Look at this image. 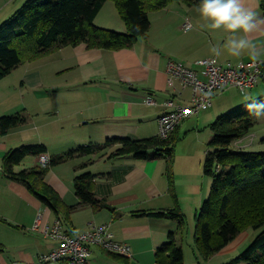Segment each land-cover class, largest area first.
<instances>
[{
	"label": "crops",
	"instance_id": "obj_1",
	"mask_svg": "<svg viewBox=\"0 0 264 264\" xmlns=\"http://www.w3.org/2000/svg\"><path fill=\"white\" fill-rule=\"evenodd\" d=\"M26 1L0 0V25ZM110 4L115 7L113 2L106 1L95 25L126 32L116 7L112 9ZM243 4L256 11L262 21L248 38L257 46L259 61H264V0H243ZM106 8L112 13L106 15ZM149 19L147 36L129 48L111 51L89 49L85 44L66 46L20 65L0 81V117L28 113L25 125L6 135L0 134V264H40V255L56 247L40 231L32 230L39 215L41 228L59 220L69 234L86 233L92 225L107 224L116 241L131 246L132 257L127 259L116 258L93 246L90 264H158L156 251L168 242L170 233L176 235L177 243L184 250V263L188 264L186 252L191 245L188 239L185 246V231L179 229L177 221L149 213L179 209L186 222L190 216L196 219L212 185V180L204 174L209 148L196 159H200L203 168V182L198 180L197 161L187 157L178 163L175 153L169 164V159L139 160L133 156L108 159L112 150H107L103 153L106 156L91 155L51 167L45 182L66 207H77L68 214L65 209L56 214L26 186L8 179L3 171L6 153L20 146L44 145L51 157L81 146L103 145L108 139L138 141L157 137L158 119L166 110L167 101L191 105V89H182L179 80L170 79L168 64L182 62L201 71L198 63L215 57L210 47L222 42L226 34L201 28L205 21L199 16L197 5L173 3L150 12ZM187 22L191 24L189 29L184 27ZM217 60L220 65L253 61L247 53L240 58L225 53ZM237 92L242 94L236 88L218 93L209 110L182 123L175 133L178 141L190 131L200 133L208 128L212 132L211 125L219 116L249 102L244 99L243 104L236 97ZM242 95L250 100L264 95V78L257 87ZM228 107L227 112L219 115L221 109ZM209 137L211 140L212 133ZM199 138L196 137L193 147L195 154ZM235 145L244 151L253 148L264 152V118H259L253 131ZM83 164L87 166L78 169ZM191 165L196 170L191 171ZM36 166H40L38 157H28L14 171ZM85 172L96 176L94 193L105 205L97 211L79 206L80 200L75 194L74 179ZM192 235L195 261L189 264H226L231 257L227 259V256L238 248L233 244L240 234L220 251L225 254L223 260L215 255L208 261L200 259Z\"/></svg>",
	"mask_w": 264,
	"mask_h": 264
},
{
	"label": "trees",
	"instance_id": "obj_2",
	"mask_svg": "<svg viewBox=\"0 0 264 264\" xmlns=\"http://www.w3.org/2000/svg\"><path fill=\"white\" fill-rule=\"evenodd\" d=\"M106 1L27 0L0 25V81L20 65L66 46L85 44L89 49L111 51L129 48L147 36L150 12L173 3L189 7L198 4V0H109L114 3L126 26V32H118L94 23ZM255 100H264V95ZM245 105L219 116L211 125L209 149L212 150L207 153L204 174L212 180V185L196 216L194 232L196 252L203 261L214 257L242 231L264 225V152H248L235 145L258 123ZM27 120L24 112L0 117V134L6 135L10 130L25 125ZM176 131L166 140L159 135L138 141L108 139L103 145L90 144L53 155L46 167L36 166L15 172L14 168L26 158L47 154L44 145L20 146L6 153L3 171L8 179L26 186L56 214L63 209L68 214L77 207H66L56 191L45 182L49 168L77 158L102 155L107 150H112L107 155L108 159L133 156L139 160L169 159L171 164L178 142ZM86 166L83 164L78 169ZM95 178L91 172L79 174L74 179V188L80 200L79 206L92 207L97 211L105 205L94 193ZM149 214L175 220L179 229L186 231V218L179 209ZM155 257L158 264H185L184 250L174 233H170L168 242L157 249ZM226 264H264V230L239 256Z\"/></svg>",
	"mask_w": 264,
	"mask_h": 264
},
{
	"label": "built area",
	"instance_id": "obj_3",
	"mask_svg": "<svg viewBox=\"0 0 264 264\" xmlns=\"http://www.w3.org/2000/svg\"><path fill=\"white\" fill-rule=\"evenodd\" d=\"M184 27L189 29L190 22ZM198 64L201 71L192 69L182 62L171 61L168 64L167 72L170 79L179 80L182 89H191L192 98L190 106L175 105L172 101L165 103L166 110L158 119L159 137L162 139H168L190 117L209 110L218 93L236 88L245 94L257 87L264 78V62L260 61L220 65L217 57H210ZM148 102L153 104L151 99ZM49 162L48 154L38 157L41 167H46ZM41 218V215L37 217L32 230L40 231L45 238L53 241L56 247L49 253L40 255V264H90L89 257L93 246L110 254L132 257L131 246L116 241L107 224L92 225L86 233L69 234L59 220L41 228Z\"/></svg>",
	"mask_w": 264,
	"mask_h": 264
},
{
	"label": "clouds",
	"instance_id": "obj_4",
	"mask_svg": "<svg viewBox=\"0 0 264 264\" xmlns=\"http://www.w3.org/2000/svg\"><path fill=\"white\" fill-rule=\"evenodd\" d=\"M197 11L205 21L201 28L226 34L222 42L211 45L213 56L220 57L226 53L230 57L240 58L247 53L254 62L259 61L257 46L248 36L262 21L256 11L244 6L243 0H198ZM244 99L249 101L245 107L250 115L257 119L264 118V100H250L247 95Z\"/></svg>",
	"mask_w": 264,
	"mask_h": 264
},
{
	"label": "rangeland",
	"instance_id": "obj_5",
	"mask_svg": "<svg viewBox=\"0 0 264 264\" xmlns=\"http://www.w3.org/2000/svg\"><path fill=\"white\" fill-rule=\"evenodd\" d=\"M110 5H112V6H110L111 8L114 7L113 4H110ZM114 9H115V7H114ZM104 13H106V15H109L110 13H112V11L109 10L108 8H106V10L104 11ZM109 30H112V29H109ZM236 97H238V99L241 100V101H243V104H245V102H244V95H242L239 92H237ZM242 106H244V105H239V107H237L235 109H229L230 107H228L227 109L223 108V109H221L222 111L219 112V115L222 114L223 112H225L228 109L231 110V111H233V110H236L238 108H241ZM22 111H23V109H22ZM24 114L27 116L28 115L27 111H25ZM184 130H186V128L183 129V131H182L183 133L185 132ZM211 133L212 132L208 128H205V129L203 128L202 129V132H200V133H196L195 131H190L189 133H186V136H184V137L181 136L180 137L181 139L178 141L177 146H176V151H175V157H176L177 162L180 161L181 159H184V158L187 159V157H190V158H193L194 161H195V163H196V161H197L196 159H197L198 155H202L201 153L204 152L207 148H209V145L207 147V143L210 140V137L208 138V136H210ZM158 134H159V132H158ZM199 135H200V138H199ZM196 137L199 138L198 153L197 154H195V152L193 151L194 144L197 143ZM200 150H202V151H200ZM208 150H212V149H208ZM245 151H248V152H251V151H254V152H263V151H259V149H255L254 150L253 148L246 149ZM203 158H202V160H203ZM199 160L197 161V172L200 174L199 177H198V180L200 179L203 182V168L200 167L201 166V163L199 164ZM178 163H176L175 169L178 168ZM190 168H191V171H193L194 168H195V165L194 166L191 165ZM195 170H196V168H195ZM206 181H209V180H206ZM187 221L188 222H187V226H186L185 238L184 239H185V242H186V245H185L186 247H187L188 239L190 241L189 244L191 245L190 249L187 248V252H186L187 262L189 264L190 261L191 262H194L195 261L194 260L195 258H194L193 254H192V251L194 249L193 240H192L193 239V235L192 234H194V232H192V231H193V228H195L194 227L195 220H194V218L192 216H190V217H188ZM190 230H191V232H188ZM263 230H264V225H262L261 227H259L257 229L254 228V227H250V228L242 231L240 233V235H239V238H237V240L233 244L235 246L238 245V248L235 250V253H230L227 256V259L231 256L230 259H228L229 260L228 262H230L232 260L231 258L234 259L237 256H239L249 246V244L253 241V239L261 231H263ZM242 241H243V243L241 245L240 243ZM231 254H233V255H231ZM224 255L225 254H220V252L216 254V256L218 258H222V260L224 258Z\"/></svg>",
	"mask_w": 264,
	"mask_h": 264
}]
</instances>
